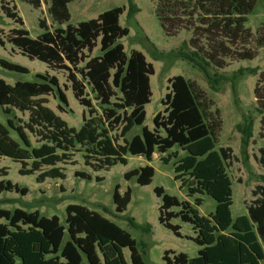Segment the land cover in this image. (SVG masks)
<instances>
[{"label": "trees", "instance_id": "16d2710c", "mask_svg": "<svg viewBox=\"0 0 264 264\" xmlns=\"http://www.w3.org/2000/svg\"><path fill=\"white\" fill-rule=\"evenodd\" d=\"M0 1L7 18L21 26L11 30L8 42L27 59L37 60L52 71L65 72L70 85L64 86L65 89H70L85 109L82 126L76 130L47 106L45 97L56 93L61 105L68 107L67 96L56 76L36 74L33 82L18 81L13 85L0 79V108L8 116L6 125L0 123V158L19 163L20 176L37 174L38 183L65 179V170L60 165H76L73 158L77 154L94 172L108 171L118 164L127 165L128 156L142 155L151 162L156 154L164 164L175 158L174 179L181 182V188L186 189L189 197L210 196L216 208L214 213L202 217L193 208L201 206V198H196L192 206L156 187L154 193L162 202L159 223L177 237H181L180 227L170 223L172 218L179 217L191 224L195 233L192 240L199 247L196 257L166 251L163 261L166 264H261L264 260V175L260 177L262 184L251 192L253 200L247 206V215L233 220L232 181L227 167L235 158L230 148L215 149L222 122L217 111L214 116L208 112L203 92L183 76L172 77L161 101L164 109L153 118V130L142 127L140 135L127 139L131 129L143 126L145 121L154 68L140 51L127 54L120 42L129 35V29L120 25L126 8L114 7L94 19L72 25L68 5L75 0H50L48 13L57 27L50 30L45 20L40 19L38 26L42 33L33 39L23 28L22 18L14 12L15 6L10 9L3 4L5 0ZM257 2L175 0V26L174 16H162V10H158L157 16L167 34L170 23L175 33L191 27L193 37L184 46L193 50L182 52L180 57L200 68L211 81L207 69L211 64L223 68L227 58H254L255 54L248 49L236 50L240 43L254 39L257 47H264V23L255 36L245 26ZM27 3L36 10L41 8V0H27ZM127 3L128 14L138 12L132 0ZM0 46H4L1 39ZM0 67L29 74L27 68L4 59H0ZM254 92L261 102L257 88ZM58 109L65 112L62 106ZM16 111L27 113V122L15 124L10 117ZM11 131L19 140L11 137ZM241 133V156L245 165L252 124L243 126ZM29 134L36 137V145ZM260 136L264 139V131ZM175 147L186 155L178 159L177 152L169 154ZM257 163L264 170V149L259 150ZM154 173L151 166H145L128 171L123 177L147 186ZM7 175L8 170L0 168V178ZM75 177L92 179L84 172H76ZM95 180L103 181L100 177ZM119 189L116 185L113 193L118 216L131 201V190L128 188L121 195ZM3 192L27 194L26 189L1 179L0 194ZM174 207L179 211H171ZM65 213L63 225L57 216L48 218L38 211L0 208V219L5 221L0 223V264H127L123 255L125 248L130 251L131 264H144L130 234L112 221L81 205H68ZM129 223L138 227L132 219Z\"/></svg>", "mask_w": 264, "mask_h": 264}, {"label": "rangeland", "instance_id": "374dc122", "mask_svg": "<svg viewBox=\"0 0 264 264\" xmlns=\"http://www.w3.org/2000/svg\"><path fill=\"white\" fill-rule=\"evenodd\" d=\"M50 0H41V8L36 10L27 3V0H5L3 4L13 9L23 20V28L26 29L31 38L35 39L42 31L39 29L38 21L44 19L50 30L57 27L53 23L49 13ZM138 12L128 14L129 5L127 0H75L68 5L71 15L70 24L96 18L100 13L114 7L124 6L125 12L120 17V25L129 29V35L120 40L125 52L129 54L133 50L140 51L146 61L152 64L154 74L150 77L152 96L150 103L145 106L146 118L143 126H134L127 135L130 140L141 134L142 127L153 130V118L164 107L161 104L165 94L168 92V80L174 76H183L193 84L194 88L203 92L204 100L208 102L209 113L217 115L222 122L221 132L218 136L216 150L219 148H230L235 159L227 167V173L232 181V205L231 215L235 220L237 217L246 215L245 206L253 200L251 192L256 186L261 185L260 177L264 170L257 163L259 150L264 149V139L260 134L264 131V47H257L254 39L246 43H240L236 50L248 49L255 55L252 60L224 59V67L218 68L211 64L207 69L211 76L208 80L203 71L180 57L182 52L193 50L186 48L184 43L193 37L191 27L180 29L175 33V28L169 24L170 33L167 34L158 20V10H162V16L172 18L175 26V0H132ZM0 1V39L4 46H0V59L20 65L29 70V74L9 72L0 67V79L7 84L13 85L20 82L35 81L36 74L48 73L58 78L60 88L64 91L68 100V107H63L58 101L57 94L48 97L47 106L60 116L69 127L76 130L82 126L81 107L73 97L67 83L66 73L52 71L45 64L27 59L22 53L8 42L11 30L21 28L12 19L7 18L1 8ZM177 13V12H176ZM200 13V11H199ZM198 14V12H197ZM184 18L183 15H180ZM187 20V18H186ZM264 23V0H258L253 12L248 16L245 24L253 36L256 30ZM64 27V26H62ZM97 51L94 53L96 54ZM241 71V73H240ZM255 88L261 94L262 101L258 102L255 96ZM89 91V89H87ZM58 106H62L65 112H61ZM263 113V116L260 114ZM208 113V114H209ZM15 124L21 125L27 122L28 114L16 111L10 117ZM8 116L2 113L0 108V123L6 125ZM263 119V121H262ZM252 124V138L246 149L247 162L244 165L241 156L242 128ZM11 137L19 140L16 133L11 131ZM31 142L36 145V137L29 134ZM178 153V159L186 153L180 148H173L170 153ZM127 165H116L108 171L94 172L84 165L80 154L74 156L76 165H60L65 170V179H49L43 183L36 181V176H20L18 171L21 167L8 158H0V168L8 170L6 177L21 188L27 190L26 195L15 192H3L0 194V208L13 211L20 208L26 212L38 211L45 217L57 216L64 225L68 205H81L87 209L97 212L103 217L115 223L121 229L130 234L136 243V249L144 264H166L162 257L166 251L175 254L184 253L189 258L197 256L199 247L193 242L195 237L193 227L189 223L181 221L179 217L172 218L170 223L180 227L181 237L159 223V206L161 199L158 198L154 189L162 188L166 194L176 197L180 202H189L194 205L196 198L202 199L201 206L193 207L202 217L214 213L216 202L208 195H195L189 197L185 188H181V182L174 179L173 158L168 164L161 161L160 155H154L151 162L141 156H128ZM151 166L155 173L152 182L147 186H139L135 179L125 180L123 175L133 169ZM76 172L89 174L90 181L75 177ZM100 177L102 182H96ZM185 177L184 179H186ZM119 185V192L123 195L129 188L131 190V201L126 211L116 215L113 193L115 186ZM178 212L179 208L171 209ZM132 219L138 227L129 223ZM0 219V223H4ZM123 255L127 264H131L130 251L123 249ZM171 256V255H170ZM264 264V260L261 262Z\"/></svg>", "mask_w": 264, "mask_h": 264}, {"label": "crops", "instance_id": "0c3cea01", "mask_svg": "<svg viewBox=\"0 0 264 264\" xmlns=\"http://www.w3.org/2000/svg\"><path fill=\"white\" fill-rule=\"evenodd\" d=\"M248 205H249V204H248ZM248 205L245 206V208H246V215H247V206H248Z\"/></svg>", "mask_w": 264, "mask_h": 264}, {"label": "water", "instance_id": "95a60500", "mask_svg": "<svg viewBox=\"0 0 264 264\" xmlns=\"http://www.w3.org/2000/svg\"><path fill=\"white\" fill-rule=\"evenodd\" d=\"M141 157H143V156L141 155Z\"/></svg>", "mask_w": 264, "mask_h": 264}]
</instances>
